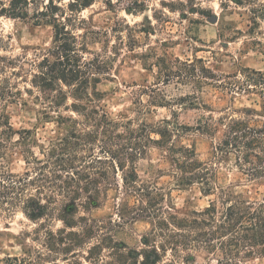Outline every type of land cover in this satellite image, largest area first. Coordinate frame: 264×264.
I'll return each mask as SVG.
<instances>
[{
  "label": "trees",
  "instance_id": "trees-1",
  "mask_svg": "<svg viewBox=\"0 0 264 264\" xmlns=\"http://www.w3.org/2000/svg\"><path fill=\"white\" fill-rule=\"evenodd\" d=\"M104 1L114 7L125 0ZM233 1L247 7L252 26L260 27L264 0ZM95 2L0 0V18L52 27V45L34 64L36 68L28 81L38 92L36 98L43 106L44 116L55 118L52 113H57L58 125L67 131L45 147L38 144L33 130H17L13 126L8 109L21 102L23 93L11 76L20 72H16L17 60L0 52V212L8 217L21 209L35 222L48 221L53 218L56 205L61 204L59 216L65 224L54 230L41 222L33 238L38 245L26 246L21 254L0 253V264H179L195 262L199 251L214 255L217 264H249L251 260L264 259V192L261 197H251L238 190L240 184L217 186L216 167L202 161L195 149L177 143L180 136L191 131L210 136L215 140L214 152L232 157L245 181L264 186V72L248 67L223 76L200 59L178 60L179 66H167L164 82L180 79L201 86L213 81L234 93L232 96H248L251 105L232 108L229 113L224 109L219 116L210 109L197 125L165 119L134 128L132 120L113 118L94 102L102 96L97 85L110 72V66L99 55L88 56L87 45L79 40L75 30L82 21L79 14ZM145 5L146 0H131L125 10L137 15L145 11ZM4 43L0 37V46L4 47ZM33 89L27 88V92L32 94ZM192 98L188 94L180 100L184 106L202 108L201 104L185 101ZM153 103L169 105L164 100ZM62 108L82 120L63 116ZM150 144L167 151L180 186L201 184L206 195L214 196L208 207L180 217L152 200L142 198L137 206L130 203L128 198L140 189L135 161ZM33 145L39 146L43 157L37 155ZM95 146L102 153L98 161L122 171V189L117 179L108 178L107 172H103V177L88 172L95 167ZM19 147L27 163L23 174L10 170L13 151ZM81 151H89L91 159ZM114 187L125 189L124 201L116 204L121 220L130 222L140 215L151 219L152 229L141 249L117 240L121 225L113 216L106 221L85 215L76 218L81 206H98ZM161 211L168 216L161 218Z\"/></svg>",
  "mask_w": 264,
  "mask_h": 264
},
{
  "label": "rangeland",
  "instance_id": "rangeland-1",
  "mask_svg": "<svg viewBox=\"0 0 264 264\" xmlns=\"http://www.w3.org/2000/svg\"><path fill=\"white\" fill-rule=\"evenodd\" d=\"M130 3L131 0H125L109 7L104 0H97L79 14L82 21L75 31L79 40L87 45L88 56L99 55L110 66V72L97 85L102 96L95 98L96 105L113 118L132 120L134 128H139L142 123H159L165 119L197 125L203 114L210 113V109L219 116L224 109L229 113L232 108L251 105L248 96H232L234 93L216 86L213 81L193 86L180 79L166 83L164 78L169 69L167 66H179L178 60L200 59L214 73L223 76L248 67L264 72V21L260 27H253L247 7L238 6L233 0H146L145 11L137 15L125 10ZM0 37L5 40L0 52L17 60L16 72L20 73L11 78L23 93L20 103L9 106L12 124L17 130H33L38 144L46 147L50 141L66 135L67 131L58 125L57 113H52L55 118L44 116L43 106L36 98L38 92L28 80L36 68L34 64L52 45V27L0 18ZM27 88L33 89V95L27 92ZM188 94L193 98L185 101L201 104L202 108L184 106L180 98ZM154 100H164L169 105L161 106L153 103ZM71 102L72 99L69 100ZM61 114L82 120L64 108ZM214 142L212 137L197 131L177 139L178 144L195 149L202 161L216 167L217 186L240 184L239 191L251 197H261L264 186L245 181L232 157L214 152ZM33 149L43 157L38 145H33ZM81 153L91 159L89 151ZM92 154L95 167L88 172L97 177H103V172H107L108 178L117 179L122 189V171L114 170L112 164L98 161L102 156L99 146H95ZM168 155L165 149L150 144L145 154L137 158L135 166L140 176V189L128 198L130 203L137 206L142 198L152 200L166 212L169 210L180 217L203 211L214 196L206 195L201 184L180 186L178 172ZM26 169L25 156L19 147L13 151L10 170L23 174ZM124 191L114 187L108 196L105 194L100 199L98 206L89 209L81 206L76 218L85 215L106 221L113 216L121 225L117 240L126 242L131 248L141 249L145 236L152 229L151 219L141 215L130 222L120 219L116 204L124 201ZM56 207L51 220L40 222L30 219L21 209L8 217L0 212L1 255L21 254L26 246H37L33 238L41 222L51 225L54 230L63 228L65 224L59 216L62 206L57 204ZM124 213L129 214L126 209ZM159 214L163 219L168 216L162 211ZM179 264H217V261L214 255L199 251L195 262ZM249 264H264V259H254Z\"/></svg>",
  "mask_w": 264,
  "mask_h": 264
}]
</instances>
